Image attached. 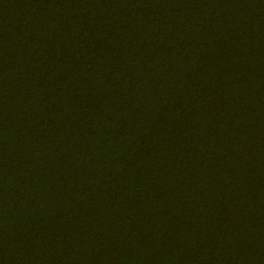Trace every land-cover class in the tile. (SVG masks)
<instances>
[{
  "label": "trees",
  "instance_id": "16d2710c",
  "mask_svg": "<svg viewBox=\"0 0 264 264\" xmlns=\"http://www.w3.org/2000/svg\"><path fill=\"white\" fill-rule=\"evenodd\" d=\"M0 264H264V0H0Z\"/></svg>",
  "mask_w": 264,
  "mask_h": 264
}]
</instances>
